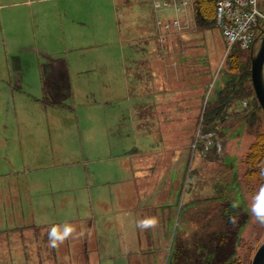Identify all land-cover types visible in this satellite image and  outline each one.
<instances>
[{"label":"rangeland","instance_id":"obj_1","mask_svg":"<svg viewBox=\"0 0 264 264\" xmlns=\"http://www.w3.org/2000/svg\"><path fill=\"white\" fill-rule=\"evenodd\" d=\"M57 5L46 0H0V138H6L0 149L20 139L17 165L26 167L29 154L35 153V177L42 178L37 196L54 205L62 203L69 215L95 217L102 250L108 251L101 264H181L182 256L172 248L174 226H162V217L177 216L178 197L186 204L179 235L190 248L196 237L220 226L215 201L221 195L245 210L237 254L242 264H251L264 242V223L251 212L253 197L264 182L244 176L243 157L253 137L242 120L231 115L217 125L219 132L212 133L211 148L204 149L198 137L201 107L212 88L214 94L223 87L226 72L221 69L226 47L216 26L199 31L193 17L179 15L174 20L168 14L172 33L161 28L165 41L161 47L151 0H75L77 9L71 2L72 17L67 16L74 26L65 22L64 30L60 17L50 15ZM38 9H48L52 26L47 32L39 31ZM158 19L165 22L166 17L160 13ZM43 52L62 56L68 64L74 102L78 77L81 88L96 90L81 94L78 109L70 97L65 107L45 101ZM149 52L165 55V64L172 68L164 69L159 60L140 63L146 73L136 70L134 61ZM126 65L133 71L128 79L122 69ZM76 68L86 73L77 75ZM102 71L108 72L110 85L100 81L106 76ZM72 105L74 111L69 110ZM82 170L88 182H81ZM191 170L197 177L188 180L194 192L183 194ZM200 182L205 185L199 189ZM57 183L64 185L62 191L52 187L45 192ZM41 253L36 249L28 259L41 264ZM23 258L22 264H29Z\"/></svg>","mask_w":264,"mask_h":264},{"label":"crops","instance_id":"obj_2","mask_svg":"<svg viewBox=\"0 0 264 264\" xmlns=\"http://www.w3.org/2000/svg\"><path fill=\"white\" fill-rule=\"evenodd\" d=\"M46 1L58 3L56 8L52 7L50 9V15L60 17V26L64 30L65 22L68 24L67 16L72 17L71 2L73 8L77 9L73 5L75 0ZM64 1L65 5H63ZM159 1L161 0H151L153 11L156 13L158 40L160 36H163L160 32L161 28L165 30L172 29L169 24L168 14H175L170 9L164 10L160 5L157 9V5L154 3ZM114 11L116 13V9ZM35 13L41 20L39 31L47 32L52 26V21L49 18L47 19L48 9H38ZM160 13H163L166 17L165 22L158 19ZM63 15L66 17L65 20ZM68 26L73 27L74 25L71 22ZM168 33L171 34L172 30L168 31ZM63 40L65 41V38ZM159 44L164 46L160 42ZM43 56L41 59L46 61L45 71L43 72L46 80L42 82V89H44L47 97L46 102L52 106L65 107L64 104H68L67 101L72 99L73 105L78 109L83 104L81 94L84 96L96 92L92 88H81L82 85L78 77L76 84H79V89L77 90L79 95L77 101L74 102L72 95L70 97L69 93L68 77L70 68L68 64L66 65L62 56H50L48 52H43ZM165 58V55L160 58L159 54L153 55L149 52L135 60L134 64L137 66L136 70L140 69L142 73H146L147 67L140 66V63L144 65L146 62L149 65L151 62L159 60L163 61L164 69L166 67L171 69L172 67L165 64ZM144 59L145 61L143 62L142 60ZM120 62L125 63V57ZM178 64L176 65L180 67ZM122 69L128 79V72H133L131 71L132 68L126 65ZM172 70L175 75L178 74L176 66ZM74 71L77 75L86 73L78 68L74 69ZM100 73L106 74L103 77V81L102 78L100 79L102 84L110 85L108 72L102 71ZM103 91L106 92V89L103 88ZM73 105L69 110L74 111ZM93 108L95 106L90 107L91 110H94ZM157 111H160L158 106ZM159 119L160 115L157 120ZM158 125L159 122L156 126ZM90 126V124H87V127ZM4 141H6L5 136L0 138V142ZM5 144L0 149V264H22L23 260H25L23 257H26V263L36 264L35 261L28 259L30 255H36V249L42 252L41 264H81V262L82 264H101L102 254H107L108 251L102 250L103 243L101 246L97 231L98 221L96 222L95 217L91 215L90 218L86 219L82 218L81 215L78 218L77 214L69 215L62 203L54 205L47 198L38 197V187L42 182V178L35 177L36 169L32 166L35 160V153L29 154V164L21 168L17 165V159L21 152V140L19 139L16 143ZM133 157H138V155L131 158ZM145 169L146 167L144 166L141 171ZM85 179L88 182L87 173L82 170L81 182H85ZM63 186L61 183H57L55 186L51 184L45 189V192H50L52 187L54 191L60 192V190L64 189ZM75 205L78 212L80 205L76 201ZM52 224L54 225L53 228ZM66 225L71 226V231L68 233L63 231ZM61 249H64V251ZM37 254L40 255V253Z\"/></svg>","mask_w":264,"mask_h":264},{"label":"trees","instance_id":"obj_3","mask_svg":"<svg viewBox=\"0 0 264 264\" xmlns=\"http://www.w3.org/2000/svg\"><path fill=\"white\" fill-rule=\"evenodd\" d=\"M214 17L215 0H193V20L199 31L215 29ZM250 55V50H242L237 44L230 48L225 56L224 66L221 68L223 72L226 70L223 75V87H217L218 90L216 89L214 94V88H212L203 112L202 109L200 110L198 120L202 118L201 132L204 130L202 134L219 132L217 125L222 124L230 115L233 116L234 120H242L247 134L253 137V142L243 157V162L247 168L244 176L248 180L255 179L264 182V132H262L264 113L254 96L251 85ZM245 100L248 105L243 108L241 102ZM227 111L230 113L228 114ZM195 179H197L195 170L189 171L186 184L184 183L183 194L194 192L191 187L192 184L188 182ZM204 185L200 182L199 189ZM196 199L200 198L196 197ZM180 202L178 197L175 204V208L178 204L180 206L177 216L171 214L166 217L163 216L161 224L164 227L174 226L176 236L173 238L172 248L174 245L175 254L182 256L183 264H242L237 253L243 242L240 234L247 220L244 208L234 205V200H228L226 195L218 197L215 202L218 203L220 226L211 232L196 237L192 247L187 248L180 240L181 235H179V232H182V226L185 224L183 212L186 207V204L182 205ZM193 202H188L187 205ZM175 219V223H178L177 226L174 224Z\"/></svg>","mask_w":264,"mask_h":264},{"label":"built area","instance_id":"obj_4","mask_svg":"<svg viewBox=\"0 0 264 264\" xmlns=\"http://www.w3.org/2000/svg\"><path fill=\"white\" fill-rule=\"evenodd\" d=\"M215 1L214 20L217 28L221 30L228 48L237 44L243 50L250 49L264 24L261 0ZM175 10L179 9L175 7ZM243 106H246V102L243 103Z\"/></svg>","mask_w":264,"mask_h":264},{"label":"water","instance_id":"obj_5","mask_svg":"<svg viewBox=\"0 0 264 264\" xmlns=\"http://www.w3.org/2000/svg\"><path fill=\"white\" fill-rule=\"evenodd\" d=\"M264 9V0H263ZM250 75L251 85L254 96L264 113V78H263V64H264V28L262 36L255 40L250 52ZM251 264H264V242L256 250Z\"/></svg>","mask_w":264,"mask_h":264},{"label":"clouds","instance_id":"obj_6","mask_svg":"<svg viewBox=\"0 0 264 264\" xmlns=\"http://www.w3.org/2000/svg\"><path fill=\"white\" fill-rule=\"evenodd\" d=\"M251 212L258 222L264 223V187H261L260 190L254 195L253 202L251 205ZM141 226L147 227L148 225L141 222ZM63 231L65 233L70 232L71 226L69 225L64 226Z\"/></svg>","mask_w":264,"mask_h":264}]
</instances>
